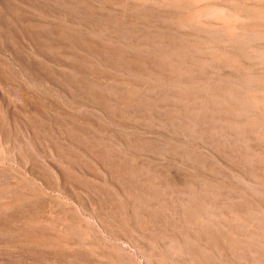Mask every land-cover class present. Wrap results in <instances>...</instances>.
Segmentation results:
<instances>
[{
    "label": "rangeland",
    "instance_id": "374dc122",
    "mask_svg": "<svg viewBox=\"0 0 264 264\" xmlns=\"http://www.w3.org/2000/svg\"><path fill=\"white\" fill-rule=\"evenodd\" d=\"M0 264H264V0H0Z\"/></svg>",
    "mask_w": 264,
    "mask_h": 264
}]
</instances>
